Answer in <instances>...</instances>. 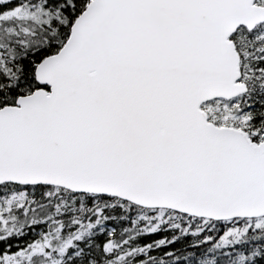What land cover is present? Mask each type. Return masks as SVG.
I'll return each mask as SVG.
<instances>
[{"label":"snow or ice","instance_id":"6c2138e0","mask_svg":"<svg viewBox=\"0 0 264 264\" xmlns=\"http://www.w3.org/2000/svg\"><path fill=\"white\" fill-rule=\"evenodd\" d=\"M0 264H264V0H0Z\"/></svg>","mask_w":264,"mask_h":264}]
</instances>
